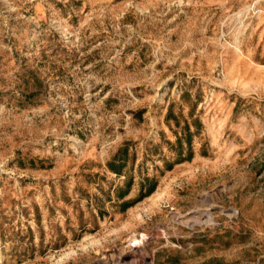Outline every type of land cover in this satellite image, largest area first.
I'll use <instances>...</instances> for the list:
<instances>
[{"label": "rangeland", "instance_id": "374dc122", "mask_svg": "<svg viewBox=\"0 0 264 264\" xmlns=\"http://www.w3.org/2000/svg\"><path fill=\"white\" fill-rule=\"evenodd\" d=\"M0 264H264V0H0Z\"/></svg>", "mask_w": 264, "mask_h": 264}]
</instances>
